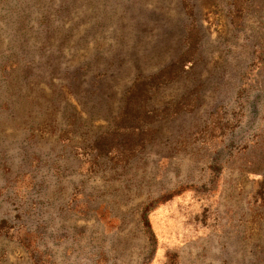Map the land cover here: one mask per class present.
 Masks as SVG:
<instances>
[{
    "label": "rangeland",
    "instance_id": "374dc122",
    "mask_svg": "<svg viewBox=\"0 0 264 264\" xmlns=\"http://www.w3.org/2000/svg\"><path fill=\"white\" fill-rule=\"evenodd\" d=\"M181 56L147 106L192 112L129 163L90 153ZM4 220L0 264H264V0H0Z\"/></svg>",
    "mask_w": 264,
    "mask_h": 264
},
{
    "label": "trees",
    "instance_id": "16d2710c",
    "mask_svg": "<svg viewBox=\"0 0 264 264\" xmlns=\"http://www.w3.org/2000/svg\"><path fill=\"white\" fill-rule=\"evenodd\" d=\"M237 10L239 11V9ZM188 14L192 15L193 11L189 10ZM186 41L189 47V45H191L189 32ZM193 47L196 51L197 45L195 44ZM183 56L158 73L146 76L140 75L136 78L132 87L125 94V106L115 118L114 127L101 133L87 146L90 153H94L97 158L106 157L110 160H116L118 162L117 164L129 163L154 140V136L152 135L154 132L149 129L147 125L156 121L158 116L160 117L164 113H167L170 107H174L173 114L175 115H179L183 112H192L194 108L187 110L183 109L181 103L183 99L161 110L150 109L147 106V102L151 100L153 96V94L150 93L151 90L157 91L160 87L177 80L180 73L178 71L174 72V70L179 69L180 71L184 69V64L187 60L183 59ZM9 76L10 74H6V77ZM139 88L144 89L145 92L140 95L138 102H134L135 91ZM180 105L182 108H179ZM148 211L149 207L145 208L141 215V222L148 242H151V237L153 235L148 219ZM0 232L6 235L9 234L7 221L4 220L1 222Z\"/></svg>",
    "mask_w": 264,
    "mask_h": 264
}]
</instances>
